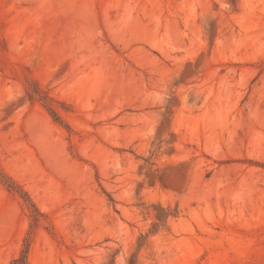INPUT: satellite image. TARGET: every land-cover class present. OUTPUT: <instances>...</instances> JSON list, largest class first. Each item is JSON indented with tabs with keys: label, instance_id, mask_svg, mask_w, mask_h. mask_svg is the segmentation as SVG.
I'll return each mask as SVG.
<instances>
[{
	"label": "rangeland",
	"instance_id": "1",
	"mask_svg": "<svg viewBox=\"0 0 264 264\" xmlns=\"http://www.w3.org/2000/svg\"><path fill=\"white\" fill-rule=\"evenodd\" d=\"M0 168L27 264H264V0H0Z\"/></svg>",
	"mask_w": 264,
	"mask_h": 264
},
{
	"label": "trees",
	"instance_id": "2",
	"mask_svg": "<svg viewBox=\"0 0 264 264\" xmlns=\"http://www.w3.org/2000/svg\"><path fill=\"white\" fill-rule=\"evenodd\" d=\"M24 82L27 90V97L29 101L39 103L50 115V117L59 125H64L66 129L68 126L62 124L59 115L56 112V105H61L53 98L49 97L45 91L39 88L37 83L28 75L25 76ZM0 184L9 192L12 196L18 198L22 202L23 208L26 210L29 216V228L24 240V247L21 251L20 257L12 262V264H27L26 256L29 249L30 242L33 238L34 232L42 226V224L48 225L46 217L41 214L28 195L13 181H11L0 168ZM46 229V228H45Z\"/></svg>",
	"mask_w": 264,
	"mask_h": 264
}]
</instances>
